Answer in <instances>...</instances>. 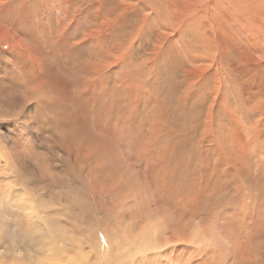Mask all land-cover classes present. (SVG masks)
<instances>
[{
    "label": "rangeland",
    "instance_id": "obj_1",
    "mask_svg": "<svg viewBox=\"0 0 264 264\" xmlns=\"http://www.w3.org/2000/svg\"><path fill=\"white\" fill-rule=\"evenodd\" d=\"M17 262L264 264V0H0Z\"/></svg>",
    "mask_w": 264,
    "mask_h": 264
},
{
    "label": "bare ground",
    "instance_id": "obj_2",
    "mask_svg": "<svg viewBox=\"0 0 264 264\" xmlns=\"http://www.w3.org/2000/svg\"><path fill=\"white\" fill-rule=\"evenodd\" d=\"M238 1H240V0H238ZM245 1V0H244ZM252 8V6L250 7V9ZM5 188V187H4ZM21 199H23V198H21ZM23 207V206H22ZM92 220V219H91ZM35 222V221H34ZM40 224V223H39ZM47 234H49V233H47ZM16 256H14V258H15ZM78 258V257H77ZM16 259V258H15ZM83 260V259H82ZM80 261V260H79ZM20 262H17V264H19ZM22 263V262H21ZM72 263V262H71ZM73 264V263H72Z\"/></svg>",
    "mask_w": 264,
    "mask_h": 264
}]
</instances>
